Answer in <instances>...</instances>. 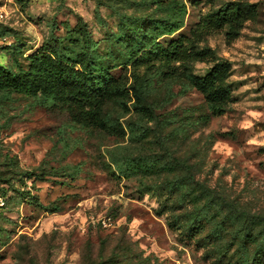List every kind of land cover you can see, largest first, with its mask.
I'll list each match as a JSON object with an SVG mask.
<instances>
[{
  "label": "rangeland",
  "instance_id": "obj_1",
  "mask_svg": "<svg viewBox=\"0 0 264 264\" xmlns=\"http://www.w3.org/2000/svg\"><path fill=\"white\" fill-rule=\"evenodd\" d=\"M151 1L0 0V65L26 69L27 56L54 38L59 51H76L70 30L80 16L103 68L125 88L150 80L141 101L149 113L136 112L133 97L111 99L102 127H84L35 96L0 95V264H236L232 229L217 242L230 245L219 261L207 250L212 238L208 245L180 233L187 218L209 205L203 235L237 210L264 223V0H185L182 27L157 41L183 38L211 54L132 65L116 39L134 17H164ZM233 2L240 18L228 40V26L209 15ZM218 61L229 63L228 98L212 114L188 77Z\"/></svg>",
  "mask_w": 264,
  "mask_h": 264
},
{
  "label": "trees",
  "instance_id": "obj_2",
  "mask_svg": "<svg viewBox=\"0 0 264 264\" xmlns=\"http://www.w3.org/2000/svg\"><path fill=\"white\" fill-rule=\"evenodd\" d=\"M184 1L152 0L150 4L163 11L164 17L159 19H150L148 16L134 17L132 24L124 26L116 41L124 47L127 59L132 65L149 57L163 61L186 62L211 54L207 48L191 51L183 38L170 41L166 46L157 41L161 36L171 35L182 27L186 11ZM17 2L22 6L24 4L23 0ZM239 14L238 5L234 2L229 3L217 12L211 13L209 22L217 27L226 24L228 26L226 38L231 40L236 35L231 24L240 18ZM148 25H152L153 31L148 30ZM70 32L79 36L78 39L71 40L73 45L78 46L76 51L71 47H63L59 51L57 48L60 39L54 38L53 46L43 44L38 51L27 56L26 69L18 68L13 71L0 65V95L7 97L11 93H16L35 96L49 110L60 114L68 112L84 127L94 124L106 126L103 107L111 99L130 100L133 97L136 101L132 103V108L139 113L143 111L149 113L141 101L150 80L145 79L137 85L125 88L119 78H114L98 62L100 56L93 51L94 43L90 39L86 23L80 16H76V26ZM228 70V62L218 61L203 77L192 74L188 77L189 84L203 94L212 114L224 112L228 88L223 82ZM107 127L121 129V126L116 124H109ZM151 164L152 162L146 159L143 167L147 170ZM124 165L127 169L135 167L134 161L129 158L124 159ZM167 185L170 190L178 186L176 179L167 181ZM208 208L209 205H204L202 209L192 213L180 233L186 238L195 236L197 243L202 239L207 242V239L212 238L211 244L205 243L211 245L207 250L220 261L229 259L227 256L230 245L217 246V242L222 239V231L230 228L233 238L238 240L234 251L236 264H261L264 259V223H261L263 217L237 210L229 213L214 229L203 235L202 227L207 224Z\"/></svg>",
  "mask_w": 264,
  "mask_h": 264
},
{
  "label": "built area",
  "instance_id": "obj_3",
  "mask_svg": "<svg viewBox=\"0 0 264 264\" xmlns=\"http://www.w3.org/2000/svg\"><path fill=\"white\" fill-rule=\"evenodd\" d=\"M3 16H4V12H3V9H2V7L0 6V21L3 19ZM7 40H6V38H0V44H2V43H4V42H6ZM109 221V219L108 218H106V219H104L103 221H102V225L103 226H106V221Z\"/></svg>",
  "mask_w": 264,
  "mask_h": 264
}]
</instances>
